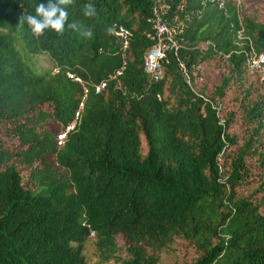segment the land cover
<instances>
[{"label": "trees", "instance_id": "16d2710c", "mask_svg": "<svg viewBox=\"0 0 264 264\" xmlns=\"http://www.w3.org/2000/svg\"><path fill=\"white\" fill-rule=\"evenodd\" d=\"M40 2L0 0V264H88L91 235L118 264H162L165 251L264 264V82L246 61L264 52V21L234 0H92L94 18L75 0L68 21L93 38L67 26L37 38L20 18ZM155 10L178 44L158 80L144 68Z\"/></svg>", "mask_w": 264, "mask_h": 264}, {"label": "built area", "instance_id": "2783aa9c", "mask_svg": "<svg viewBox=\"0 0 264 264\" xmlns=\"http://www.w3.org/2000/svg\"><path fill=\"white\" fill-rule=\"evenodd\" d=\"M213 2L219 6H223L228 0H206ZM236 5L239 6L240 0H234ZM152 29L157 41L152 48H150L144 55V68L150 77L154 80H158L162 76V62L166 60L167 52L170 50L177 51L178 44L174 38L175 30L174 26L170 24L166 19L162 18L159 11H154V18L152 20ZM122 41L123 47L126 48L131 38V31L123 25H119L113 32ZM238 37L243 38V27L238 31ZM209 42H206L202 46L207 48ZM247 65L251 71L259 72L264 76V52L257 53L251 48L247 54ZM125 62L122 66L113 73V77L121 75ZM180 70L183 73L186 81L190 84L189 73L182 62H179ZM194 72L199 69V66L192 67ZM67 76L75 81L81 82L80 78L76 77L73 73L68 72ZM106 87V81H100L95 85V92L100 93ZM87 93V89L84 88V96ZM83 103L79 104L78 110L74 114V118L57 134V144L62 146L66 140L68 132L75 129L80 117V110Z\"/></svg>", "mask_w": 264, "mask_h": 264}, {"label": "clouds", "instance_id": "9594fccd", "mask_svg": "<svg viewBox=\"0 0 264 264\" xmlns=\"http://www.w3.org/2000/svg\"><path fill=\"white\" fill-rule=\"evenodd\" d=\"M75 0H47L46 3L40 2L35 7V15H23L20 18V26L26 22L32 34L39 38L46 35L49 31H54L57 35H63L67 28L80 32L85 38H93L94 33L91 28H84L73 22L68 21V7L73 6ZM83 14L87 18L97 16V10L92 0L83 5ZM111 31V29H109Z\"/></svg>", "mask_w": 264, "mask_h": 264}, {"label": "rangeland", "instance_id": "374dc122", "mask_svg": "<svg viewBox=\"0 0 264 264\" xmlns=\"http://www.w3.org/2000/svg\"><path fill=\"white\" fill-rule=\"evenodd\" d=\"M235 2V1H234ZM240 7V14L242 19V13L248 14L251 17H253L255 20L264 21V0H240L239 3ZM39 64L43 66H47V62L41 60ZM201 69V66L199 65V69L195 70V73L199 72ZM251 73H255L256 71H251ZM260 79H263L264 82V76L261 75L259 72H256ZM124 244V238L121 235L117 236V245L120 247H123ZM84 255L86 257V260L88 264H118L114 260L109 261H102V258L99 254V250L96 246V237L94 235H91L85 242H84ZM122 255L124 252H121ZM161 261L162 264H180L178 261V254L177 252H162L161 253Z\"/></svg>", "mask_w": 264, "mask_h": 264}]
</instances>
